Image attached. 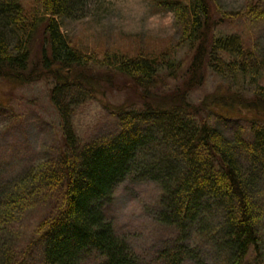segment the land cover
<instances>
[{"label": "trees", "instance_id": "trees-1", "mask_svg": "<svg viewBox=\"0 0 264 264\" xmlns=\"http://www.w3.org/2000/svg\"><path fill=\"white\" fill-rule=\"evenodd\" d=\"M86 1L39 0L41 14H36L26 10L23 0H0V77L14 86L38 78L54 81L50 99L63 129L55 154L0 187V264H140L105 213L118 183L132 174L156 183L154 220L176 232L150 264H183L199 250L198 241L211 243L216 259L197 264H264V86L258 83V94L250 99L232 87L240 81L253 84L245 80L261 76L264 60L243 49L239 37L212 34V23L225 21L212 22L208 0H151L173 15L183 41L193 40L190 64L178 76L180 86L157 95L166 85L158 83L176 76L166 56L104 57L110 74L132 80L145 99L138 106L113 108L121 123L118 134L81 143L72 127V98L77 92L93 93V81L102 79L89 72L83 53L70 46L59 21L85 17ZM39 30L43 47L30 67ZM222 53L235 58L224 59ZM206 64L229 79L227 85L233 83L195 106L189 94L203 83ZM162 68L166 74L159 73ZM203 107L242 124L226 138L208 115L198 118ZM157 147L159 156L151 153ZM36 205L46 213L19 249L14 224ZM36 252L38 263L33 261Z\"/></svg>", "mask_w": 264, "mask_h": 264}, {"label": "rangeland", "instance_id": "rangeland-1", "mask_svg": "<svg viewBox=\"0 0 264 264\" xmlns=\"http://www.w3.org/2000/svg\"><path fill=\"white\" fill-rule=\"evenodd\" d=\"M208 1L212 22L220 18L225 21L219 24L215 20L212 23V34L215 37L237 36L243 49H250L253 55L264 60V0ZM86 2L85 17L59 21L62 34L70 46L83 53L89 72L102 79L99 82L93 81V93L84 95L77 92L72 98L71 122L81 143L118 134L121 123L113 108L138 106L140 100L145 99L144 94L141 95V88L136 87L132 80L122 74H110L112 69H108L109 63L104 57L116 53L125 59L142 57L158 60L166 56L171 64L174 63L173 71H176L177 77L163 79L158 83L166 84L163 91L157 94L163 97L179 85L178 76L180 73L185 74L194 53V47L190 44L193 40L188 43L181 39V27L173 15L151 5V0ZM23 3L29 12L41 14L39 0H23ZM42 47L43 36L39 30L31 45L30 67L39 60ZM221 55L227 60L235 58L224 53ZM166 71V68H162L159 73L163 75ZM202 73L203 83L189 94V100L195 106L207 101L218 87L227 88L233 83L226 85L222 81L225 78L218 76L208 64L204 65ZM259 73L261 76L258 78H246L248 84L253 82L251 85L241 81L233 83L234 91L246 99L258 94V83L264 86V71ZM13 84L0 77V187L18 173L55 154L62 146V122L50 99L54 81L38 78L37 81L23 82L19 86ZM242 87L248 90L240 91ZM233 96L238 97L237 94ZM206 115L212 127L226 138H230L233 130L242 124L236 119L217 117L203 107L198 118ZM161 151L157 147L151 153L159 156ZM157 193L156 183L148 176L132 174L118 183L105 209L114 232L127 240L140 264H150L176 236L173 229L154 220ZM45 213L43 205L32 206L14 224L13 234L19 249L34 236L36 226ZM196 248L199 250L189 253L190 258L183 264H197L202 260L215 262L216 250L211 243L198 241ZM33 258L34 263L40 260L37 252Z\"/></svg>", "mask_w": 264, "mask_h": 264}]
</instances>
